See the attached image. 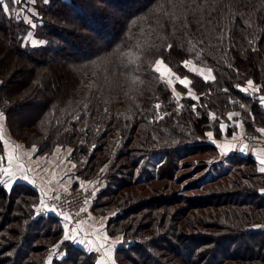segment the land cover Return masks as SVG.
I'll use <instances>...</instances> for the list:
<instances>
[{
  "label": "trees",
  "instance_id": "16d2710c",
  "mask_svg": "<svg viewBox=\"0 0 264 264\" xmlns=\"http://www.w3.org/2000/svg\"><path fill=\"white\" fill-rule=\"evenodd\" d=\"M5 3L10 11L0 9V113L6 132L35 145L38 154L69 147L81 179L97 176L109 162L97 196H107L102 206H118L106 224L109 235L122 237L115 262L264 264V171L257 170L251 153L211 159L218 152L207 139L212 126L219 133V117L239 108L247 134L264 127L257 95L241 91L251 80L264 95V0ZM21 7L34 10L33 32L42 43H25L30 25ZM111 7L118 12L114 21ZM103 35L108 36L100 40ZM92 39L100 40L98 46ZM156 59L191 80L198 99L173 78L177 102L152 70ZM185 60L211 69L214 79L189 71ZM16 74L22 75L19 85L12 80ZM33 98L40 108L28 120H17L16 112ZM154 156L161 157L156 171L165 184L150 188L148 198L133 197L131 187L138 182H115L116 174L108 172L115 166L144 168ZM4 165L0 129V264H98L94 252L69 239L57 248L65 251L62 257L53 254L44 262L63 235L61 218L49 205L53 212L38 208L39 191L29 183L14 181L7 189ZM184 166L197 180L183 188L210 187H200L194 197L179 189L167 193L168 181H182L177 171Z\"/></svg>",
  "mask_w": 264,
  "mask_h": 264
},
{
  "label": "rangeland",
  "instance_id": "374dc122",
  "mask_svg": "<svg viewBox=\"0 0 264 264\" xmlns=\"http://www.w3.org/2000/svg\"><path fill=\"white\" fill-rule=\"evenodd\" d=\"M32 12H34L33 9H31L30 7L29 8H24V7H21V9L19 10V13L20 15H22V17L25 19V21L28 22V24L30 25L29 27V30L27 31L26 35L24 36V40H25V43L26 44H30V45H38L40 43H42L41 40L37 39L34 35V32H33V27L35 26V23L33 21V16L31 15ZM117 9L116 7H111L110 9V16H111V19L114 21L116 20L118 17H117ZM34 25V26H33ZM108 35H103L102 38H100V40H104V38L106 39ZM97 40H94L92 39L90 41L91 45L92 46H98V42ZM81 47V46H80ZM83 48V47H81ZM198 67V66H197ZM199 68H202L205 70V74L207 73V70L208 68L207 67H199ZM181 78H184V77H181ZM12 79V78H10ZM13 81H15L16 85H19L20 83H22V75H18L16 74L13 79ZM53 82L55 83V86L57 88H59V79L58 78H54L53 79ZM254 86V85H253ZM248 87V83L246 85H242L241 89H244V88H247ZM51 90L53 91L54 89L51 88ZM247 92H251L252 95H259L256 91V92H253L251 90L247 91ZM32 103L30 104L29 107H27L26 109L25 108H20L16 114H17V120L19 121H26L28 120V118H30L31 115L35 114V112L37 111L38 108H40L41 106V101L38 100V98H33ZM242 106V104H240ZM246 104H244L245 106ZM240 107V106H239ZM229 114H235V115H232V118L229 119ZM237 117V119H241L242 123H243V114L242 112L240 111V108L239 109H235V110H232L231 112H228V114L225 116V117H219V120L217 121V131H219L218 134H216L214 132V128L213 126L207 131V139L209 142L210 139L208 137L209 136V133H212L213 136H216V137H223L224 134L227 136V135H230V133L233 131V124H234V119ZM239 117V118H238ZM3 121V120H2ZM233 123V124H232ZM227 124V125H226ZM221 125H223V128H226V131L224 132L221 128ZM244 125V124H243ZM259 128V127H258ZM257 128V129H258ZM3 130L5 133L6 132V129H5V126H4V123H3ZM228 130H230L228 132ZM7 133V132H6ZM6 136L8 137V140L10 142V146L12 145L13 149H15L16 147V150L18 149V154H19V157H22L23 158V155L20 154L22 152H24L25 154H30L28 156H30L31 158L34 157L33 159H35V161H37V157L36 156H44V159L46 161V163H49L52 166V168L54 167V161H56L55 157L52 156V154H61L62 152H64V150H59L60 146H55L53 147L50 151L48 152H45L43 154H38L36 153V147L35 145H31V146H26L23 144V142L20 140V139H17L13 136H11L9 133L6 134ZM251 136V137H250ZM248 137L249 138H245L248 140V146H249V142L252 140L251 138H254V137H259L258 134L256 135H249L248 134ZM20 141V142H19ZM212 143V142H211ZM214 144V143H212ZM20 147H24V149L20 150L19 146ZM215 145V144H214ZM217 147V146H216ZM33 149H35V151H33ZM236 152H237V147L235 148ZM234 150V151H235ZM217 152L216 154H212L211 155V159H213V157H222V155H224V153H222L220 151V149H218L217 147ZM232 152V151H231ZM13 154V153H12ZM70 154V153H69ZM238 154V153H237ZM247 154H249L247 152ZM246 154V155H247ZM17 155L15 156V159H13V163H12V167L15 166L16 164H19V162H21L20 158H19ZM30 158V159H31ZM198 158H202V156H199ZM205 160L208 159L209 161V158L208 157H203ZM190 159L187 158L185 161H188ZM218 159V158H217ZM70 160V158H69ZM161 160V157L160 156H154V157H151L149 158L148 162H147V165L145 164L144 165V168H143V165L142 166H137L136 168H132V170H129V168H127V166H124V168H117L116 166L115 167H112L111 169H109L108 172L112 171L113 173L116 174V180L115 182H122V181H133V182H138L135 187L132 186L131 189L132 190V193H133V197H136L137 195L139 194H142L144 196V198H148V195L151 193V190L153 188H161L163 187V185L165 184V180L162 179V178H158V174H157V171H156V166L157 164L159 163V161ZM72 161V160H71ZM216 161V160H215ZM10 162V161H9ZM11 163V162H10ZM71 163V162H70ZM70 163H69V166L66 167V171L68 170H71L72 171V176L74 175L75 176V172H74V168L70 166ZM109 162H107L103 168H101L100 170V173L91 178V179H82L83 182H74L73 184H71V187L70 188H76L78 186H89L93 192H92V196L90 197L89 201H88V204H87V212H88V215L87 217L84 219V221L78 223V224H73L71 223L70 220H65L63 215L59 214L58 216H60L61 218V224H62V227H65L67 229V232H68V235H69V240L72 241V243L74 244H77V245H87L89 244L90 241H92L93 243V239L94 240H99L98 238V235L95 233L93 234L92 233V228L90 229L88 226H86L88 224L89 219L88 217H90L91 215V212H92V215L94 216H104L105 217V228H106V224L107 222L109 221V219L116 213L117 211V208L118 206L114 207V206H102L101 204L99 203H102V202H107V196L106 195H102V197L100 196H97L98 192L101 191L105 184H106V174H105V171L108 170V164ZM73 165V163H71ZM264 167V165H263ZM52 168L50 170H52ZM256 168L258 171H260V169L262 168V165L259 164V162H256ZM11 169V168H9ZM116 170V171H114ZM60 171V170H59ZM131 171V172H130ZM64 172V170L62 171V173ZM13 174V173H12ZM37 175V173H36ZM177 176H182L180 177V179L182 180L180 183L177 182L176 180L175 181H171L169 182L168 181V189L165 190L167 193H169V191H176V190H180L182 192V195H185V196H189V197H194L196 195H199V194H196V193H199L201 190V188L203 186L205 187H210V184H207L205 183L202 187L201 185H199V187H186V188H183L184 185H186L187 183L191 184V182L197 180V175H191L190 174V171L188 170L187 167H181L178 171H177ZM24 177H27V176H24ZM79 177V176H78ZM47 178V177H46ZM151 180H149V179ZM23 179V178H22ZM31 179H34L33 177H31ZM80 179V177H79ZM4 184H7L6 185V188L7 189H10L11 185L13 184V181H11V176H9V179H8V176L6 177V175L4 174L3 172V178H2ZM50 180H53V179H50ZM49 180V184H46L45 182L43 183L41 180H40V183L37 182V184H30L29 182L27 181H24V180H21V181H24L25 183H29L30 185H32L33 187H36L37 190L39 191V197L37 199V201H39V204H43L42 207H48L49 203H48V196H47V192L51 189H61V190H67L64 188V186L62 185H59V186H54L53 184H51L52 182ZM9 181V182H8ZM6 182V183H5ZM59 187V188H57ZM60 187H63V188H60ZM201 187V188H200ZM68 187V189H70ZM150 188H152L150 190ZM195 188V189H194ZM171 193V192H170ZM196 194V195H195ZM171 196L173 195H170V198ZM97 204V208H94L95 206H93L94 204ZM182 204L181 203H178V204H174L172 209L173 208H176L178 206H181ZM37 208V206H36ZM50 208V207H48ZM50 210H52L50 208ZM102 210H105L102 211ZM53 212V210H52ZM143 213H140V216L142 215ZM91 220V219H90ZM87 221V222H86ZM83 222H86V224H83ZM69 228H73L75 229V231H73V229H69ZM90 230H89V229ZM65 230H63V235L62 237H60L53 245L52 247V250L47 254L45 255L46 259H45V263L49 262L51 260V257L53 254H56L57 257H62L64 255V250H59V252L57 251V248H60L61 247V242L63 241V239H65ZM76 232L77 235L79 236H76L75 238L73 237V233ZM106 233H107V239H100V243H103L105 244V247L104 248H101L104 250V253H103V256H105L106 259H104L103 257H100L102 256V254H99L97 253L96 251H92L94 252V254L96 255V261L98 263V261H104L103 264H117L115 262V259H114V251L116 249V246L118 244L121 243V235L120 234H114V235H109L107 230H106ZM67 239V240H68ZM109 239V240H108ZM122 243H124L122 241ZM108 246H111L110 247V252L109 251V248ZM108 252V255H105V253ZM184 253V249H182V256ZM110 257V258H109ZM47 261V262H46ZM129 264H134V263H129Z\"/></svg>",
  "mask_w": 264,
  "mask_h": 264
},
{
  "label": "crops",
  "instance_id": "0c3cea01",
  "mask_svg": "<svg viewBox=\"0 0 264 264\" xmlns=\"http://www.w3.org/2000/svg\"><path fill=\"white\" fill-rule=\"evenodd\" d=\"M260 97H264V95H257V99L259 104L263 107L264 109V104L261 103ZM239 118V117H238ZM3 120V119H2ZM0 120V129L2 131V138L4 141V146H5V165L3 167V169H9L11 173H13L11 175V181H27L30 184H37V182L40 183V180L48 185L49 184V180H50L54 186H59L62 185L68 189V187H71V184H73L74 182H83L82 179L78 176H72V171L68 170L66 171V167L69 166V163L72 161L69 160V153H70V148L69 147H60L59 150H64V152H62L61 154H52V156L55 157L56 161H54V167L52 168L53 165L46 163L44 156H36L38 159L37 161H35V159H33L34 157H30L28 154H25L24 152L20 153L23 155L22 157H19L18 154V149L16 150L13 149L12 145L10 146V142L8 140V137L6 136V132H4L3 130V121ZM234 124H233V131L230 133V135H225L221 138L213 136L211 133V136L208 137L210 139V141L212 143H214L218 149H220V151L222 153H228L231 151H234L235 148L238 146L239 142L242 139H245L248 137V134L245 131V127L241 121V119H237V117L234 119ZM227 125V124H226ZM222 128V127H221ZM264 127H259L258 129H262ZM222 130L225 132L226 128H222ZM250 135V134H249ZM259 137H254L251 138L252 140L249 142V146H248V153H251L252 156L257 160V162H259L258 157H264V135H262L260 132H258ZM251 137V136H250ZM20 142V141H19ZM227 145L228 147H223ZM19 146V145H18ZM20 150L24 149V147H20ZM25 151V149H24ZM236 151V150H235ZM13 153V154H12ZM18 156L21 160V162H19V164H16L15 166L12 167V163H13V159L9 162L8 157L9 156ZM31 158V159H30ZM70 163L71 168L73 167V165ZM260 164V162H259ZM263 167V165H262ZM52 168V170H50ZM60 170V171H59ZM64 170V172L62 173V171ZM37 173V175H36ZM5 174V173H4ZM8 175H6L7 177ZM24 176H27V179H25ZM31 177H33L34 179H31ZM47 177V178H46ZM23 178V179H22ZM9 179V176H8ZM13 181V182H14ZM9 182V181H8ZM8 185L5 184V186ZM59 188V187H57ZM63 188V187H60ZM43 206V204H38V208L41 209V207ZM64 217V214H61ZM91 216L88 217L89 221L88 224L86 226H88L90 229L92 228V233L93 234H97L99 240H94L93 239V243H89L87 245H79L81 247H83L85 250L87 251H96L99 254H102V256L104 259L105 256H103L104 250L101 249V247L99 246L100 243V239H105V237L107 236L106 233V228H105V217L104 216H94L92 215V212L90 214ZM69 220V219H68ZM67 220V221H68ZM69 222V221H68ZM87 222V221H86ZM86 222H83V224H86ZM64 230L66 229L65 227H63ZM88 228V229H89ZM69 229H73V228H69ZM89 229V230H90ZM77 235L76 232L73 233V237L75 238ZM109 240V239H108ZM92 242V241H91ZM103 244V243H101ZM105 245V244H104ZM110 252V251H108ZM104 263V261H103Z\"/></svg>",
  "mask_w": 264,
  "mask_h": 264
},
{
  "label": "snow or ice",
  "instance_id": "6c2138e0",
  "mask_svg": "<svg viewBox=\"0 0 264 264\" xmlns=\"http://www.w3.org/2000/svg\"><path fill=\"white\" fill-rule=\"evenodd\" d=\"M12 3H19L20 0H11ZM31 3H35V0H30ZM45 2H47V0H45ZM0 9H2V11L4 13H8L10 11L9 9V4L5 3V0H0ZM34 26V25H33ZM172 45H168V48H171ZM138 57H131V62H135V60H137ZM183 66L185 68H187L189 71L194 72L197 75L202 76L206 81L210 80V79H214V77H212L211 75V69L207 70V73L205 74V70L202 68L197 67L192 60H185L183 61ZM152 70L154 72H156L158 74L159 79L161 80V82L167 83L169 85V87L172 88L173 91V95L176 98L177 102L180 99V93L176 92L175 87L173 85V78L175 79V81L179 82L181 85L184 86V88L188 89V96L192 99H198V97L195 95V93L192 92V89L190 87L191 85V80H189L187 77L181 78L179 75H177L175 72L172 71V69L165 63V61L163 59H156L155 62L152 64ZM248 87L241 89V91H253L256 92L258 91V89L256 87L253 86V82L251 80H249L248 82ZM261 103L264 104V97H260ZM154 107L159 110L160 109V104H156L154 105ZM232 115L235 114H229V119L232 118ZM3 117V113H0V120H2ZM162 118V117H161ZM221 127L223 128V125H221ZM258 132H260L262 135H264V128L262 129H257ZM209 136H211V133H209ZM223 147H228L227 145L223 146ZM33 151H35V149H33ZM9 161H11L12 159H15V157L13 156H9L8 157ZM259 162L261 165H264V157H258ZM260 171H264V167H262L260 169ZM3 172L5 173V175L11 176L12 173L10 172L9 169H3ZM25 179H27V177H25ZM6 183V182H5ZM64 219L68 220L69 217L67 214H64ZM73 231H75V229H73ZM69 235L67 232V229L65 231V239H68ZM105 239H107V237H105ZM89 243H92L91 241ZM101 248H104L105 245L104 244H100L99 245ZM110 247L109 251H110ZM105 255H108V252L105 253ZM110 258V257H109ZM98 264H103L102 261H98Z\"/></svg>",
  "mask_w": 264,
  "mask_h": 264
},
{
  "label": "built area",
  "instance_id": "2783aa9c",
  "mask_svg": "<svg viewBox=\"0 0 264 264\" xmlns=\"http://www.w3.org/2000/svg\"><path fill=\"white\" fill-rule=\"evenodd\" d=\"M92 192L89 186H78L67 190L51 189L47 192L48 203L55 212L67 214L71 223L78 224L88 215L86 207Z\"/></svg>",
  "mask_w": 264,
  "mask_h": 264
},
{
  "label": "water",
  "instance_id": "95a60500",
  "mask_svg": "<svg viewBox=\"0 0 264 264\" xmlns=\"http://www.w3.org/2000/svg\"><path fill=\"white\" fill-rule=\"evenodd\" d=\"M247 96H252L251 92H245ZM248 151V140L242 139L237 146V153L241 156H246Z\"/></svg>",
  "mask_w": 264,
  "mask_h": 264
}]
</instances>
